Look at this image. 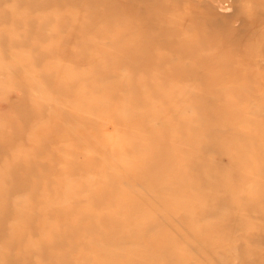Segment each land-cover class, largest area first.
Masks as SVG:
<instances>
[{
  "label": "rangeland",
  "instance_id": "obj_1",
  "mask_svg": "<svg viewBox=\"0 0 264 264\" xmlns=\"http://www.w3.org/2000/svg\"><path fill=\"white\" fill-rule=\"evenodd\" d=\"M0 264H264V0H0Z\"/></svg>",
  "mask_w": 264,
  "mask_h": 264
}]
</instances>
